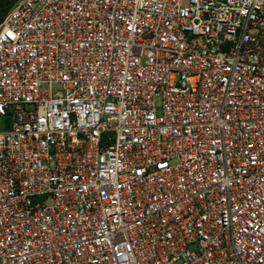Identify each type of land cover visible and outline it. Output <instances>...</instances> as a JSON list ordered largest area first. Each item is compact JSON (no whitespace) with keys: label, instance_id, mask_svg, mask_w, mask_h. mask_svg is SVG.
I'll list each match as a JSON object with an SVG mask.
<instances>
[{"label":"built area","instance_id":"obj_1","mask_svg":"<svg viewBox=\"0 0 264 264\" xmlns=\"http://www.w3.org/2000/svg\"><path fill=\"white\" fill-rule=\"evenodd\" d=\"M7 116L0 264H264V0H19Z\"/></svg>","mask_w":264,"mask_h":264},{"label":"trees","instance_id":"obj_2","mask_svg":"<svg viewBox=\"0 0 264 264\" xmlns=\"http://www.w3.org/2000/svg\"><path fill=\"white\" fill-rule=\"evenodd\" d=\"M19 0H0V25Z\"/></svg>","mask_w":264,"mask_h":264},{"label":"rangeland","instance_id":"obj_3","mask_svg":"<svg viewBox=\"0 0 264 264\" xmlns=\"http://www.w3.org/2000/svg\"><path fill=\"white\" fill-rule=\"evenodd\" d=\"M12 128L11 116L0 117V133L9 132Z\"/></svg>","mask_w":264,"mask_h":264}]
</instances>
